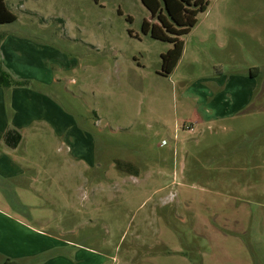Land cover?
<instances>
[{"label":"rangeland","instance_id":"1","mask_svg":"<svg viewBox=\"0 0 264 264\" xmlns=\"http://www.w3.org/2000/svg\"><path fill=\"white\" fill-rule=\"evenodd\" d=\"M4 2L16 21L0 26L1 38L75 62L50 89L66 130L44 150L51 186L35 212L67 245L48 257L87 250L98 254L93 264H264V125L239 119L191 132L203 106L192 99L198 79L217 63L227 72L264 66V0H210L170 75L161 55L171 44L141 33L150 15L139 0ZM220 11L228 34L243 30L235 50L197 41L207 14Z\"/></svg>","mask_w":264,"mask_h":264},{"label":"crops","instance_id":"2","mask_svg":"<svg viewBox=\"0 0 264 264\" xmlns=\"http://www.w3.org/2000/svg\"><path fill=\"white\" fill-rule=\"evenodd\" d=\"M225 15L221 11L213 17L207 14L203 35L197 37L205 50L228 46L235 50L243 42V30L230 29L227 33L222 21ZM198 26L197 20L182 38L181 58L185 38L191 37ZM0 65L13 79L28 82L21 87H0V264L7 260L17 264H93L91 255L98 254L87 250H75L69 258L65 253L49 258L67 241L61 240L62 232L55 235L48 231L50 220L42 212H35L37 201H48L51 186L47 164L52 158L44 155V150L50 148L52 139L61 138L58 131L66 130V117L53 101L50 89L61 86V74L75 62L47 47L6 36L0 41ZM196 85L192 99L203 106L201 115L196 109L191 113V132L194 125L213 130L225 121L239 119L252 120L251 128L264 125V66L227 72L217 63ZM6 132H13L9 144L3 138ZM14 134L20 139L11 147L16 140Z\"/></svg>","mask_w":264,"mask_h":264},{"label":"trees","instance_id":"3","mask_svg":"<svg viewBox=\"0 0 264 264\" xmlns=\"http://www.w3.org/2000/svg\"><path fill=\"white\" fill-rule=\"evenodd\" d=\"M142 6L149 12V20L141 23V33L149 35L156 41L171 44V48L161 55V66L163 75H170L181 58L183 51L182 38L186 36L196 25L197 16L204 13L210 0H139ZM16 21V16L7 8L4 0H0V26ZM130 21V19H129ZM2 38L0 37V41ZM26 81H18L2 69L0 65V87H21L27 85ZM13 132L4 134L5 143L9 144V139ZM15 135V143L20 137ZM115 167L121 172L136 173L137 169L130 163L115 162ZM3 264H17L14 261H5Z\"/></svg>","mask_w":264,"mask_h":264}]
</instances>
